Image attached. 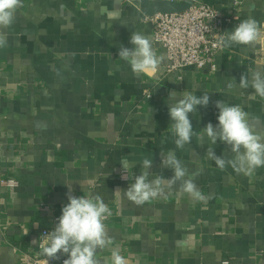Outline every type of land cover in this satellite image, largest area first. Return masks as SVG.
<instances>
[{
  "label": "crops",
  "instance_id": "crops-1",
  "mask_svg": "<svg viewBox=\"0 0 264 264\" xmlns=\"http://www.w3.org/2000/svg\"><path fill=\"white\" fill-rule=\"evenodd\" d=\"M156 2L167 10L209 5L230 20L225 31L248 17L264 24V0H23L3 30L0 264H25L30 251L38 252L31 237L53 230L68 195L86 194L100 195L112 211L104 224L113 243L98 253L102 264H111L113 250L128 264H264V167L251 175L220 170L206 155V136L202 146L193 136L176 148L169 116L184 90L208 92V106L189 114L194 132L218 124V100L241 105L264 132V98H253L251 88L225 89L264 68V35L254 46L223 47L213 66L167 73L164 49L153 43L146 20L157 14ZM136 31L163 57L153 76L134 74L118 56L122 45L132 47ZM214 147L231 155L221 142ZM161 151H175L211 198L195 202L178 185H165L143 205L128 201L124 191L144 171V159L153 161L149 180L174 175L162 167Z\"/></svg>",
  "mask_w": 264,
  "mask_h": 264
},
{
  "label": "clouds",
  "instance_id": "clouds-1",
  "mask_svg": "<svg viewBox=\"0 0 264 264\" xmlns=\"http://www.w3.org/2000/svg\"><path fill=\"white\" fill-rule=\"evenodd\" d=\"M22 6L23 0H0V48L7 44L3 30L14 23L17 9ZM223 33L220 36L223 47H250L256 45L264 35V24L248 17L236 24L233 30ZM129 43L131 48L123 45L120 47L119 58L129 64L134 74L153 76L163 57L157 56L151 38L136 31L131 33ZM235 87L251 88L254 90L253 98L256 95L264 98V68L258 67L249 75L242 74L238 84H225L228 91ZM172 95L175 96V93ZM180 95L181 98L169 106L170 127L176 137V148L184 149L191 144L193 136H197L202 146L206 136L210 142L206 155L220 170L230 166L237 173L251 175L256 169L264 167V132L255 129L241 105H229L218 100L215 105L219 110L218 124L214 126L211 122L207 123L200 134L194 132L189 114L196 113L197 106H208V92L197 96L184 90ZM217 142L226 145V151L231 155H217L214 147ZM161 156L162 167L170 168L174 175L170 179L154 176L149 180L153 161L144 159L141 162L144 171L133 175L134 182L124 191L128 201L137 206L143 205L161 195L165 185L169 188L178 185L179 191L186 193L195 202L211 198L201 193L194 179L197 173L190 172L177 158L175 151H161ZM121 163L124 169L128 167L126 160H121ZM123 178L128 179L126 176ZM81 187L87 191L86 184L81 183ZM111 215V209L100 195H68V203L62 207V214L53 230L43 233L40 251L46 258L45 264H49L50 260H60L61 256L67 257L63 259V264H102L98 253L113 243L104 224ZM111 264H128V260L119 251L113 250Z\"/></svg>",
  "mask_w": 264,
  "mask_h": 264
},
{
  "label": "built area",
  "instance_id": "built-area-1",
  "mask_svg": "<svg viewBox=\"0 0 264 264\" xmlns=\"http://www.w3.org/2000/svg\"><path fill=\"white\" fill-rule=\"evenodd\" d=\"M146 20L153 27V43L164 49L167 65V73H173L187 67L202 69L205 66H213L215 55L223 49L220 44V36L223 35L226 25L230 22L224 18L221 12L213 7L194 3L185 10L177 13H157ZM146 98L150 93L144 92ZM12 181L5 185L13 186ZM58 221V218H56ZM42 230L38 237H31V248H37L38 252L28 253L25 264H42L46 258L41 255ZM60 260H50L49 264H63Z\"/></svg>",
  "mask_w": 264,
  "mask_h": 264
},
{
  "label": "water",
  "instance_id": "water-1",
  "mask_svg": "<svg viewBox=\"0 0 264 264\" xmlns=\"http://www.w3.org/2000/svg\"><path fill=\"white\" fill-rule=\"evenodd\" d=\"M165 4L161 3V2H156L155 3V7L157 8V10L155 11L156 13H162V14H165V13H177V12H181L183 10H179V9H175V8H172V9H162L160 7H164Z\"/></svg>",
  "mask_w": 264,
  "mask_h": 264
}]
</instances>
